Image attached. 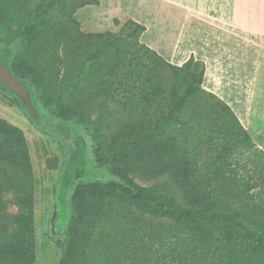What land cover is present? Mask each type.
Wrapping results in <instances>:
<instances>
[{
    "label": "rangeland",
    "instance_id": "374dc122",
    "mask_svg": "<svg viewBox=\"0 0 264 264\" xmlns=\"http://www.w3.org/2000/svg\"><path fill=\"white\" fill-rule=\"evenodd\" d=\"M132 1L0 0V53L32 92L34 116L64 123L78 143L72 154L37 130L0 86V247L30 240L35 264H264V0H189L185 24L183 7ZM236 7L249 29L217 19ZM189 45L205 94L170 122L161 98L188 84L160 52ZM121 182L223 215L202 227L153 215ZM28 208L31 229L10 220Z\"/></svg>",
    "mask_w": 264,
    "mask_h": 264
},
{
    "label": "trees",
    "instance_id": "16d2710c",
    "mask_svg": "<svg viewBox=\"0 0 264 264\" xmlns=\"http://www.w3.org/2000/svg\"><path fill=\"white\" fill-rule=\"evenodd\" d=\"M50 8L47 7V9ZM144 27L140 25H136L135 29L132 30L133 34L138 35L144 31ZM93 35L83 36L82 38H89ZM142 48L145 49V51H153L149 47L142 46ZM140 55V54H138ZM118 64L117 66L122 67L124 63H122V60L119 61V58L115 60ZM0 62L6 66V68L21 82L24 83L23 78L20 76V74L10 66L11 63V56H5L0 53ZM195 62L193 58H190L182 64L181 66H170V69H172L175 72L181 73L185 75V80H187V89L183 94H179L178 90L175 88L171 89L170 91L164 92V97L161 99L169 105V121L174 122L175 120H178L186 111L188 108V105L192 99H194L195 96H203L205 94L204 90L201 88L202 83V77H203V71H199V73H194V67ZM116 67V66H115ZM152 77H147L145 79H142L140 76L136 77L135 81L137 82H151ZM2 88L14 93L9 88L0 85ZM30 97H31V103L34 104L33 100V94L30 91ZM162 93V91L157 92V94ZM207 95V94H206ZM208 96H211L208 94ZM228 111L232 112L229 107L226 106ZM23 109V110H22ZM21 111L24 112V108H22ZM30 121L31 123L36 127L37 130H39L42 133L48 132V133H55L56 135L60 136L66 143L69 144V151L74 154L76 150L78 149V143L74 139L71 131L68 129V127L59 121H55L52 119H43L38 114H35L34 117L30 115ZM5 127H9L4 122L0 121V130H2ZM10 129H13L10 127ZM246 138H241V143H245ZM72 144V146H70ZM120 189L127 194L130 199L133 200L138 206L146 210L148 213L153 215H159L162 217H168L173 220L181 221L184 223L197 225V226H206L210 224L215 219H220V215L216 212H205L203 210H195V211H185L183 209L176 208L172 204L161 200L146 191L140 189V188H134L130 187L124 183L121 182ZM13 217H10L11 221L19 220V223L21 225H24L25 228L31 229L33 226L32 222V211L28 208L26 209L21 215H19L18 212L14 213L12 215ZM0 256H11V257H19L24 260H26L30 264H35V246L34 244L28 240V242L25 243L24 246L19 245H4L0 247Z\"/></svg>",
    "mask_w": 264,
    "mask_h": 264
},
{
    "label": "crops",
    "instance_id": "0c3cea01",
    "mask_svg": "<svg viewBox=\"0 0 264 264\" xmlns=\"http://www.w3.org/2000/svg\"><path fill=\"white\" fill-rule=\"evenodd\" d=\"M99 1L101 2V6H102V4L105 5L107 1H109L108 3H110V5H118V2H116V0H99ZM149 1H152L153 2L152 3L153 5L155 3L158 6L161 3L163 6H166V5H170L171 6V4H172V5H177L179 8L180 7L181 8L183 7L184 8L183 10L182 9H178L179 17H178L177 22H179L181 24H185V22L188 20L187 18H185V11H186V8L185 7L187 5V1H189V0H141V5L142 6H148V2ZM166 1H168V2H166ZM169 1H176V3L175 2H172V3L169 4ZM216 1L217 0H194L193 2H194V5H195L196 8H198V7L201 8L203 5L204 6H210V5L213 6L214 4L216 5ZM228 1L229 0H227V2H226V9H228V6H230V4H228ZM132 2H133V4L137 5L138 0H133ZM243 3H244V1L242 2V1L239 0L237 2V4H238L237 6L239 8H241V6L243 5ZM238 10H237V7H236V9L231 12V16L230 17H227L228 19H219V18H217V19L220 22H222V23H228V21H230V23H232V25L234 23H236L235 26H238V29H242V30L243 29H246V30L249 29L245 25L247 23V21H248V19L246 18L248 16L247 15V12L246 11L245 12H239ZM180 12L183 13V16L181 15ZM193 12L194 13H198L196 10H193ZM216 14H217V12H216ZM199 15H200V13H199ZM261 16H264V14L261 15ZM261 22H264V20L262 18H261ZM93 23L94 22L89 21L86 24V26L93 27L94 26V25H92ZM145 25L148 27L147 30H146V33L147 32L149 33V31H150V27H149L150 24H148L147 22H145ZM178 27H179V25H178ZM90 31L91 32H94V30L92 31V29H90ZM166 35L167 34L162 35V36L165 38ZM169 37H171V36H169ZM168 40H169V38H168ZM146 45L150 49H152L153 51H156L157 50L156 49V46L153 45L152 41L151 42L148 41ZM163 48H164V46H163ZM160 53H161V55L163 57H165V59H166L167 62L171 63L172 65H176V66H181L185 61L188 60L189 57H191L190 55H193L194 57L197 58V56L199 54L198 52H196V50L192 49L191 45H189V47H187V50L185 51V54L180 53V51L179 50H176L175 48L168 49L167 51H165V50L163 51L162 50V52H160ZM181 54H182V56H185V59L184 60H180L181 59V57H180ZM198 57H200V56H198Z\"/></svg>",
    "mask_w": 264,
    "mask_h": 264
},
{
    "label": "water",
    "instance_id": "95a60500",
    "mask_svg": "<svg viewBox=\"0 0 264 264\" xmlns=\"http://www.w3.org/2000/svg\"><path fill=\"white\" fill-rule=\"evenodd\" d=\"M0 85H3L12 90L19 98H21L26 108L34 117V110L30 101L29 91L25 84L16 78L7 68L0 62Z\"/></svg>",
    "mask_w": 264,
    "mask_h": 264
}]
</instances>
